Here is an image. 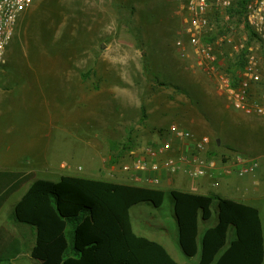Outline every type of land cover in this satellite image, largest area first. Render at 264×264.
<instances>
[{
  "label": "rangeland",
  "instance_id": "obj_1",
  "mask_svg": "<svg viewBox=\"0 0 264 264\" xmlns=\"http://www.w3.org/2000/svg\"><path fill=\"white\" fill-rule=\"evenodd\" d=\"M187 17L174 0L33 2L20 16L0 68L6 76L0 81L5 86L0 91V166L28 165L23 170L33 179L6 197L2 213L12 210L35 180L73 176L137 185L122 166L132 162L133 153L169 139L172 124L187 128L196 141L208 138L203 154L210 157L264 156V118L235 109L221 83L244 48L247 58L253 54L264 67L260 44L244 19L233 17L227 27L213 13L205 41L214 46L217 63L200 64L184 36ZM263 90H253L254 101L263 102ZM123 100L130 102L127 109ZM183 142L171 140L173 148ZM251 177H232L235 186L227 199L237 202L236 187L253 186ZM256 179L264 180L263 170ZM156 188L166 193L161 207L135 205L130 220L137 233L163 229L171 236L176 222L169 189ZM256 205L264 207V201ZM216 215L213 201L210 219L199 222L200 235L216 224ZM234 237L229 227L227 246ZM186 259L197 264V257Z\"/></svg>",
  "mask_w": 264,
  "mask_h": 264
},
{
  "label": "trees",
  "instance_id": "obj_2",
  "mask_svg": "<svg viewBox=\"0 0 264 264\" xmlns=\"http://www.w3.org/2000/svg\"><path fill=\"white\" fill-rule=\"evenodd\" d=\"M245 2L232 4L227 11L232 20L244 19ZM247 53L244 48L228 70L234 82L246 65ZM32 179V173H1L0 203ZM168 194L178 245L186 258L199 253L197 264H263L264 233L256 208L217 199V223L200 236L199 222L210 219L213 198L177 190ZM165 195L149 186L64 176L57 182L33 181L14 205L12 216L15 223L34 229L31 257L39 264H177L163 247L135 235L131 227L133 206L148 203L160 208ZM229 227L235 239L227 246Z\"/></svg>",
  "mask_w": 264,
  "mask_h": 264
},
{
  "label": "built area",
  "instance_id": "obj_3",
  "mask_svg": "<svg viewBox=\"0 0 264 264\" xmlns=\"http://www.w3.org/2000/svg\"><path fill=\"white\" fill-rule=\"evenodd\" d=\"M34 1L0 0V68L6 64L8 46L14 37L20 16L32 6ZM174 2L188 16L183 31L188 45L193 48L200 64L214 66L217 63L214 46L205 41L212 31L211 16L213 13L219 14L228 27L232 18L227 11L232 6V0H174ZM244 22L256 36L264 60V0H246ZM177 44L182 46L181 41ZM236 77V82L230 75L222 78L221 82L235 109L264 118V93L261 95L263 102H256L252 98L253 90L262 91L261 87L264 88V67H259L257 59L250 54L243 70L238 72ZM167 133L169 139L145 149L141 154L133 153L132 162L122 166V171L130 174V182L156 188L160 185V172L167 170L171 173L176 170L177 165L173 159L161 160L172 150L171 140L190 142L191 133L177 126H171ZM208 144L209 140L205 137L188 146L191 152L190 163L193 165L190 173L194 178H202L209 171L216 170L215 159L200 156L205 152ZM234 165L237 176L255 177L260 161L257 158L234 155ZM212 187L217 188V183H213Z\"/></svg>",
  "mask_w": 264,
  "mask_h": 264
},
{
  "label": "crops",
  "instance_id": "obj_4",
  "mask_svg": "<svg viewBox=\"0 0 264 264\" xmlns=\"http://www.w3.org/2000/svg\"><path fill=\"white\" fill-rule=\"evenodd\" d=\"M1 77L6 76L0 74V81L2 80ZM4 89L5 86L0 83V91H3ZM129 103V101L127 102L123 100V104L126 109ZM136 108L138 110L139 106ZM171 126H177L181 129H187L185 127L182 128L176 124L170 125L168 129ZM192 138L196 142L194 135L191 133V140ZM183 143L184 146L182 147H172V150L162 158L161 161H164V159L168 158L173 159L176 162L177 168L174 172L171 173L167 170H163L162 172H160V184L169 189V191L177 190L194 195L210 196L213 198V201L216 202L217 199L228 200L226 197L228 196V189L235 186V184L232 182V177H239L235 173L234 155L230 156V154H226L227 158H225V156H223L224 158H215V155L210 157L208 154H201V157H207V159H209L208 157L215 158L217 164L216 170L209 171L208 174L202 178H194L190 173V171L193 169V165L192 163H190L191 152H189L188 147L185 146V143L187 142L184 141ZM157 144L159 143H156L155 145ZM221 146V140L217 139L215 142V149L218 150L221 148ZM132 158H134L133 155ZM256 158L260 161V167L258 171H264V167L262 165L264 156H258ZM27 166L28 165H25V167ZM25 167H22V165L21 167H19L16 164L10 166L4 165L0 166V169L2 170L0 172L30 173L23 170V168ZM256 176L254 177V179L250 176L251 179H253V186H249L250 184H247L245 186H239L238 188L236 187L237 193L239 194V197H237L236 200L237 202L239 201L238 203L256 208L259 213L262 214L261 209L264 210V207H257L256 204L257 202L264 201V180L259 182L257 179L255 180ZM213 183H217V188L212 187ZM4 201L0 203V264H39L31 257V250L35 245L34 229L29 226L17 224L14 222L12 216L13 207L18 201L14 205H12V210L9 209L7 212L2 213V209H4ZM1 214H4L3 218ZM260 217L264 233V221L262 219V216ZM213 226L204 227L201 235L205 230ZM131 227L135 235L144 237L149 241L155 242L163 247L177 264H186L183 261V259L185 260L186 257L183 255L178 245L177 225L175 226V229L173 228V233L171 236H169L167 231H163V229L157 231L148 229L144 231L139 230L137 233L132 222ZM198 256L199 253L197 254V256H195L197 257V263Z\"/></svg>",
  "mask_w": 264,
  "mask_h": 264
}]
</instances>
